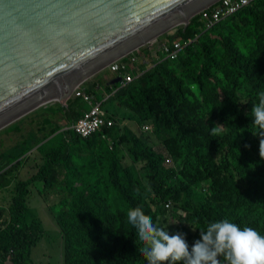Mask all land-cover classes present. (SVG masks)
Masks as SVG:
<instances>
[{
  "label": "trees",
  "instance_id": "obj_1",
  "mask_svg": "<svg viewBox=\"0 0 264 264\" xmlns=\"http://www.w3.org/2000/svg\"><path fill=\"white\" fill-rule=\"evenodd\" d=\"M178 37L183 43L200 39L187 47L176 61L156 63L150 72H144L127 88L116 90L119 92L116 100L142 107L146 119L154 117V106L164 110L167 123L175 130L170 148L184 163V174L199 185L207 182L208 192L196 190L182 179L170 180L162 167L163 158L141 149L133 138L131 154L144 163L148 187L153 192V195L143 196L133 187L132 177L122 162L120 143L129 142L122 138L119 144L118 141L111 144L106 159L108 184L103 192L89 199L87 196L76 197L70 211L59 215L57 224L63 237V264H147L140 253L144 244L137 229L128 223L127 212L142 207L146 215L157 220L166 216L165 206L169 201L177 210L189 215L186 221L194 231L185 230V233L192 235L195 232L196 239L209 223L222 220L241 228L252 227L264 235V170L253 164L257 145L250 109V104L258 103L259 93L264 92V0L222 20L209 31L202 16L198 15L188 29H179ZM162 39L168 42L167 35L159 37L157 42ZM195 57L199 58L200 65H194ZM173 92L180 99L177 102L180 108L200 117V123L205 124L206 145L223 160V171L228 180L226 190H219L211 158L205 148L196 143L186 117L174 103ZM85 93L95 95L91 90ZM80 101L85 102L81 98H72L67 106L59 107L70 127L83 114L85 107ZM50 108H46L47 111ZM50 123V120L45 121L47 125ZM115 125L103 128L87 139L71 128L66 129L64 134L68 138L63 140L62 146L50 151L39 172L28 180L16 182L11 221L0 231V264H34L33 250L41 244L44 233L38 225L25 221L29 188L42 184L41 193L52 189L60 176L59 169L69 160V143L76 144L82 139L114 140ZM216 125L223 127L217 136H211L210 130ZM18 130L16 127L15 131ZM12 172L13 169L5 176L1 175L0 182L15 180L17 177H12ZM241 182L246 187H242ZM114 203L122 204L126 211L121 220L119 245L110 251L107 240L118 218L107 209Z\"/></svg>",
  "mask_w": 264,
  "mask_h": 264
},
{
  "label": "rangeland",
  "instance_id": "obj_2",
  "mask_svg": "<svg viewBox=\"0 0 264 264\" xmlns=\"http://www.w3.org/2000/svg\"><path fill=\"white\" fill-rule=\"evenodd\" d=\"M185 28V27H180ZM167 34L168 43L176 42L182 43L178 37L179 29ZM159 42H166L162 39ZM150 62V63H149ZM149 63V66H148ZM156 63V57L148 58V62L142 68L136 80H138L144 72H150ZM194 65H200L198 57L194 58ZM141 75V76H139ZM112 75L106 70L98 77L94 78L87 84L78 89V92L85 93L89 89L93 91L97 83L101 84L99 92H105L109 89L107 82ZM135 80V81H136ZM94 85V86H93ZM104 105V109L115 118L116 136L111 140L106 138L108 142L97 140H78L76 144H70V157L62 168H60V176L57 183L52 189L41 193L42 184L32 185L29 188L27 195V213L25 221L27 224L38 225L44 233V238L39 246L33 250L32 260L34 264H63V237L61 230L57 224V220L61 212H69L71 209V202L76 197H95L105 189L108 184V175L106 170L108 153L112 149L114 142L119 144L122 138L129 139V142L120 143V156L125 169L129 176L132 177V185L134 188L140 190L143 196L147 197L153 195V192L148 187L147 172L144 168V163L136 159L131 154V147L134 144L135 138L143 150H150L155 155L163 158L162 167L166 171L165 175L170 180L182 179L194 189L208 192L207 182L201 185L194 182L188 175L184 174V163L181 158L174 154L170 148V140L174 138L175 130L167 123L164 117V110H160L156 106L155 115L152 118L146 119L143 114L142 107L132 105L126 100H116L119 92L113 93ZM196 92L197 89H193ZM109 92V93H111ZM174 103L180 102V99L172 93ZM102 101V98L100 97ZM84 109H88L92 104H100L94 102L93 97L91 101L82 102ZM63 104L61 102L51 101L45 105L37 108L30 115L17 122L15 125L0 133V176H5L7 171L13 169L12 177L14 179H6L3 183L0 182V231L4 229L11 221V209L13 208L14 198L16 196L15 184L19 180H28L35 176L44 160L49 156L53 148L63 145V140L68 138L64 134L68 128V124L63 118V112L59 111V107ZM102 105V106H103ZM180 108V104H176ZM108 106V107H107ZM251 110L253 104H250ZM51 107L49 110L46 108ZM182 114L186 117L188 126L192 129L193 135L196 138V143L205 148L207 154L212 161V168L216 172V182L219 185V190H226L227 178L223 171V160L219 154L210 151L207 142L205 141V124L200 123V117L192 115L191 112L185 108H180ZM201 118L204 116L201 114ZM46 120H50L49 125L45 124ZM210 123V122H209ZM18 127V131H15ZM254 127L255 142L257 151L254 161V166L258 169L264 170V159L259 155L260 137L257 133L260 131L257 126ZM256 129V130H255ZM68 140V139H67ZM112 144V145H111ZM27 152V153H26ZM20 163V165H16ZM16 167V168H13ZM14 180V182H8ZM242 187H246L244 182H241ZM102 198V197H101ZM106 200V199H105ZM165 206L167 210L166 216L159 217L153 220L155 224L164 227L169 235L176 233L185 234V239L189 247L197 240L196 233L192 235L186 234L185 230L194 231L186 218L189 215L177 210L172 201L167 202ZM106 206L108 204L106 203ZM155 210L156 208L153 207ZM113 216L118 218L116 226L109 232L107 246L110 251L117 249L119 245L120 235L122 232L121 220L125 217V207L122 204H110L107 209Z\"/></svg>",
  "mask_w": 264,
  "mask_h": 264
},
{
  "label": "water",
  "instance_id": "obj_3",
  "mask_svg": "<svg viewBox=\"0 0 264 264\" xmlns=\"http://www.w3.org/2000/svg\"><path fill=\"white\" fill-rule=\"evenodd\" d=\"M217 1L0 0V133Z\"/></svg>",
  "mask_w": 264,
  "mask_h": 264
},
{
  "label": "clouds",
  "instance_id": "obj_4",
  "mask_svg": "<svg viewBox=\"0 0 264 264\" xmlns=\"http://www.w3.org/2000/svg\"><path fill=\"white\" fill-rule=\"evenodd\" d=\"M251 113L252 124L260 130L259 155L264 159V92ZM222 127L211 128L210 135L217 136ZM127 219L144 244L140 253L147 264H264V235L252 227L241 228L228 220L211 222L190 248L185 234L169 235L142 207L129 209Z\"/></svg>",
  "mask_w": 264,
  "mask_h": 264
},
{
  "label": "built area",
  "instance_id": "obj_5",
  "mask_svg": "<svg viewBox=\"0 0 264 264\" xmlns=\"http://www.w3.org/2000/svg\"><path fill=\"white\" fill-rule=\"evenodd\" d=\"M257 1L258 0H219L212 4L209 8L202 11L199 15L202 16L203 22L206 25V30L209 31L221 23L222 20L233 16L234 14L246 7L251 6ZM199 39L200 37L194 41H188L185 43H161L159 41L157 42V40L148 43L140 50L118 61L107 69L115 81L119 80L117 84L113 85V88L115 91L125 89L136 80L137 75L143 71L139 66L141 55L144 53V51L145 53H153V55L156 57V60H159L160 62L164 60L176 61L187 47L195 44L199 41ZM80 92L77 90L76 95L83 94ZM77 98H81L86 102L91 101L92 96L85 93L84 95H80V97ZM114 125L115 119L108 114L102 105L92 104V106L88 109H84L83 114L77 119L76 123L71 127V129L78 136L87 139L101 131L103 128H111Z\"/></svg>",
  "mask_w": 264,
  "mask_h": 264
},
{
  "label": "crops",
  "instance_id": "obj_6",
  "mask_svg": "<svg viewBox=\"0 0 264 264\" xmlns=\"http://www.w3.org/2000/svg\"><path fill=\"white\" fill-rule=\"evenodd\" d=\"M145 54H146V56H145ZM152 57H154V55H153V53H145V51H144V53L141 55V60H140V69H142L143 67H144V65L148 62V58H152ZM150 63V62H149ZM149 63H148V66H149ZM114 79H113V76H111L110 78H109V81L107 82V85H110L109 86V89L107 90V91H105V92H99L98 91V89H101V84H99V82L97 83V86H95L96 87V89H93V93H95V95H92V97H93V101L94 102H99L100 101V103L103 105H106L105 103L107 102L108 103V100H109V98H110V96H111V94H112V88H113V83H114ZM94 86V85H93ZM89 90H91V89H89ZM109 92H111V93H109ZM116 91L114 90V92L113 93H115ZM100 97L102 98V101L100 100ZM104 105H103V107H104ZM108 107V106H107ZM67 123V122H66ZM68 128H71L70 126H68ZM67 128V129H68Z\"/></svg>",
  "mask_w": 264,
  "mask_h": 264
}]
</instances>
